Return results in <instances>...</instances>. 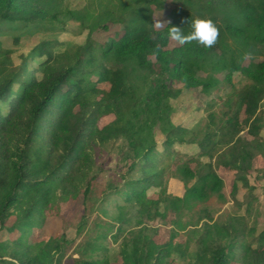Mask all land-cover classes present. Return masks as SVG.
I'll return each instance as SVG.
<instances>
[{
  "label": "trees",
  "instance_id": "16d2710c",
  "mask_svg": "<svg viewBox=\"0 0 264 264\" xmlns=\"http://www.w3.org/2000/svg\"><path fill=\"white\" fill-rule=\"evenodd\" d=\"M146 1L134 0L122 9L125 29L118 39L98 44L88 38L83 45L62 49L55 35L67 23H77L90 33L106 32L107 21L115 22L114 14L105 12L92 18L84 11H47L26 0H0V33L7 27L50 32L27 55L20 56L18 65L13 62V50L5 49L0 41V229L24 236L42 226L45 212L56 200L66 201L80 192L86 209L93 183L103 173L94 160L95 150L119 143L124 145L120 181L108 182L97 199L105 216L109 211L104 205L115 204L117 226L114 230V224L97 225L101 233L94 243L109 233L116 242L130 228L120 246V264H172L176 260L230 264L239 251L242 264H264V228L250 236L255 228L246 223L251 202H238L232 193L239 208L246 207L245 215L229 216L225 221L215 219L205 205L214 196L223 199V180L214 167L217 139L231 140L234 152L226 153V161L236 180L246 182L244 176L253 170L256 159L264 163L261 123L245 115L249 138H233L236 127L231 121L242 106L257 109L254 96L264 83V59L250 70L244 66L242 52L222 47L224 33L215 16L222 8L234 10L225 22L227 35L236 43L245 41L247 49L264 57V0H186L187 6H196L198 14H210L209 19L219 28L218 42L209 49L195 42L179 45L170 40L169 26L163 30L154 27ZM185 29L187 34L188 24ZM217 47L221 63L229 70L225 81L231 84L232 74L240 73L246 83L221 105L212 101L200 108L205 116L194 126H175L170 97L181 93L176 85L204 91L213 87L196 79L185 63L200 62ZM32 63H36L35 69H31ZM140 79L146 83L144 89L139 87ZM152 112L159 122L157 138L142 147L138 131ZM106 116L120 124L99 127L98 120ZM192 147L197 152L188 154ZM256 171L264 177V169ZM168 176L184 185L182 197L167 193ZM149 190L157 195L149 196ZM11 216L15 221L7 227ZM161 224L169 226L164 243L156 241ZM86 225L82 216L78 233ZM184 231L187 239L182 242L178 238ZM69 243L64 235L53 242L50 248L59 255L53 264H61ZM254 244L258 247L253 248ZM45 258L42 264H52ZM5 262L0 253V263ZM70 264L111 263L106 257L89 254Z\"/></svg>",
  "mask_w": 264,
  "mask_h": 264
},
{
  "label": "rangeland",
  "instance_id": "374dc122",
  "mask_svg": "<svg viewBox=\"0 0 264 264\" xmlns=\"http://www.w3.org/2000/svg\"><path fill=\"white\" fill-rule=\"evenodd\" d=\"M35 8L49 10H74L80 12H87L92 18L103 14L105 12H111L114 14V21H107V31L103 32L96 30L90 33L88 30H82L77 23L69 22L66 28L62 32L56 33L55 37L62 43V49L69 45H83L88 38L94 42L101 44L109 39H118L124 32V24L121 17V11L128 4H133L134 0H26ZM195 1V0H194ZM146 4L150 7L154 23L159 20L161 22H171V25L183 27L185 32V25L182 21H185L187 17L191 20L194 18H210L211 15L203 12L198 14L196 6H187L186 0H147ZM229 16L234 15V10H226L222 8L215 16L217 17V25L222 29L223 34V46L226 48H236L239 52H242L245 61L244 66L250 70L256 68L258 62L262 61V57L256 50L247 49L245 41L236 43L231 37H229L225 30V22H227ZM119 20V21H117ZM167 24L163 28L165 29ZM50 32H36L28 29H16L5 28L0 33V41L5 49L13 50V62L18 65L20 56L27 55L32 48L37 45L42 39H44ZM221 49L217 47L213 52L209 53L206 58L200 62H186L185 66L189 68L196 79L205 83L213 85L211 90L204 91L188 90L182 84H177L176 88L181 90V93L176 96L170 97V104L172 107L171 120L175 126L187 129L194 126L196 123L203 120L205 114L200 108H204L209 102H217L221 105L222 101L230 96L235 89L242 87L246 80L240 73H233L231 84L225 81V76L229 74V70L224 67L220 61ZM36 68V63L31 64V69ZM139 87L144 89L146 83L144 79H140ZM17 88V87H15ZM254 103L257 105V109L245 105L236 110L232 115L231 121L235 124L236 130L232 135L233 138H249L246 134L244 127L245 115L253 117L254 120H258L261 123V136L264 138V83L261 84L257 93L254 96ZM98 126L103 127L105 125L117 126L120 121L114 119L112 116L102 117L98 120ZM159 128V122L154 114L149 116L147 124L142 125L138 131V139L142 147H147L155 140L157 131ZM217 152L215 155V170L217 174L223 180L222 198L212 197L205 204L214 214L215 219L225 221L229 216H244V209L246 207L239 208V205L232 199V193L235 194V198L238 202L247 203L251 202L250 215H246L247 227L255 228V231L250 236H257L264 228V177L257 169H264V163L261 159L254 161L253 170L249 174L244 176L246 182H242L241 179H235L234 175L228 171L226 153L234 152L231 145V140L219 141ZM124 150V145L119 143L109 144L106 147L96 148L94 153V160L96 164L102 166L103 173L93 183V191L89 198L86 200V209L83 201V195L80 192L76 197H72L69 200L59 199L56 200L54 205L45 212L42 219V226L40 228H34L30 233L22 236L21 233L15 232L10 234L5 230L0 229V253L4 260L7 262L0 264H18L20 261H34L36 264H42V260L45 258L46 263H52L53 259L59 258L58 253L54 252L50 246L53 242L58 241L63 235L70 243L66 246L65 255L61 259V264H70L71 261L81 257L92 254L95 258L106 257L111 264H120V246L123 240L129 237V230L127 228L122 232L116 242L113 241L111 234L102 241L97 240L104 247L99 248V243H94V238L98 237L101 233V229L97 225L114 224V230H116V224L113 221L114 203H107L104 208L109 211L108 216H105L101 209L103 207L98 205V198L102 197V193L108 182L114 184L119 183L122 161L121 153ZM197 149L192 147L188 150V154L196 153ZM177 161L182 158H177ZM171 169V168H170ZM169 169V172L171 171ZM137 177V176H133ZM169 178V179H168ZM167 193L182 197L185 188L184 185L177 179L167 177ZM154 190H149L147 194L153 196ZM157 192V191H156ZM157 195V194H156ZM156 195L154 198H156ZM252 198V200H251ZM86 217L87 225L82 231L78 233L77 226L81 220V217ZM15 221V217L11 216L6 222V226L10 227ZM160 226V225H158ZM128 227V226H126ZM169 226L161 224L159 228V235L156 238L158 243H164L168 240ZM114 231L112 234H115ZM179 241L184 242L187 236L184 232H180ZM248 242L251 239H247ZM257 245H253L256 248ZM258 247V246H257ZM51 256V257H50ZM240 251L237 254L236 260L230 264H242ZM172 264H186L185 261L176 260Z\"/></svg>",
  "mask_w": 264,
  "mask_h": 264
},
{
  "label": "clouds",
  "instance_id": "9594fccd",
  "mask_svg": "<svg viewBox=\"0 0 264 264\" xmlns=\"http://www.w3.org/2000/svg\"><path fill=\"white\" fill-rule=\"evenodd\" d=\"M169 25L168 27V38L179 45L191 44L195 42L197 45L202 46L206 49L212 48L218 42L220 35L219 28L217 25L209 18H194L191 21H182V24L189 25V31L187 34L183 31V27L171 25V22H161L157 20L153 25L155 28H163L164 25ZM157 51H159V46H157Z\"/></svg>",
  "mask_w": 264,
  "mask_h": 264
}]
</instances>
